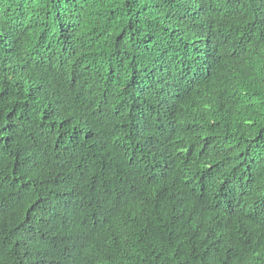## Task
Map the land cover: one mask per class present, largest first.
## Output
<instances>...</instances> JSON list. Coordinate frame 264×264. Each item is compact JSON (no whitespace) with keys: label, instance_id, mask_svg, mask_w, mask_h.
<instances>
[{"label":"trees","instance_id":"trees-1","mask_svg":"<svg viewBox=\"0 0 264 264\" xmlns=\"http://www.w3.org/2000/svg\"><path fill=\"white\" fill-rule=\"evenodd\" d=\"M0 264H264V0H0Z\"/></svg>","mask_w":264,"mask_h":264}]
</instances>
